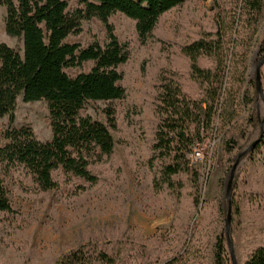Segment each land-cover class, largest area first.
<instances>
[{
	"label": "trees",
	"instance_id": "obj_1",
	"mask_svg": "<svg viewBox=\"0 0 264 264\" xmlns=\"http://www.w3.org/2000/svg\"><path fill=\"white\" fill-rule=\"evenodd\" d=\"M190 1L79 0L75 9L66 0L4 1L6 32L21 39L22 48L0 44V118L15 111L21 96L25 103L46 102L52 138L41 142L27 126L4 133L6 143L0 146V170L4 176L0 177V215L22 217L11 198L7 179L16 183V178H30L38 193L48 194L60 190L54 178L58 171L96 184L93 166L101 162L114 166L116 143L111 132L117 130L115 110L104 111L106 124L84 113L91 102L127 99L120 67L130 61L131 49L118 39L111 19L117 14L125 15L134 22L139 40L146 43L165 14ZM215 1L219 3L215 27L201 31L196 40L180 48L188 71L164 68L156 77L151 144L148 157L141 160V181L151 196L174 201L178 210L188 200L192 221L202 205L203 187L199 165H191L188 159L192 146L202 141L204 132L214 129L217 117L226 115L228 102L240 110L245 108L247 114L242 119L234 114L232 128L249 136L248 142L242 145L228 134L222 140L224 156L236 158L257 142L242 157L243 165L233 181L230 237L238 264H264V245L243 261L238 252L246 204L256 199L258 209L264 211V194L257 190V180L264 171V102L256 78L247 75L253 40L264 23V0ZM93 20L106 28L103 43L94 39L84 48L67 42L81 36L84 24ZM257 60H264V37ZM88 63L93 67L87 73L72 77L66 72L82 69ZM260 74L264 91V65ZM221 97L225 99L222 105ZM234 163L227 167L228 175ZM228 208L226 199L224 217ZM186 223L183 225L187 227ZM187 228L184 246L172 259L163 258L162 253L124 233L106 242L93 235L87 244L70 251L56 264H179L194 252ZM211 261L233 264L225 230L215 239ZM23 264L32 263L27 260Z\"/></svg>",
	"mask_w": 264,
	"mask_h": 264
},
{
	"label": "rangeland",
	"instance_id": "obj_2",
	"mask_svg": "<svg viewBox=\"0 0 264 264\" xmlns=\"http://www.w3.org/2000/svg\"><path fill=\"white\" fill-rule=\"evenodd\" d=\"M4 1L0 0V44L21 50L22 40L6 32ZM66 1L72 9L79 3V0ZM218 7L215 0H192L183 8L165 14L146 43L139 40L134 22L125 15L117 14L111 19L118 39L131 49L130 61L120 67L124 76L121 85L127 91V99L91 102L84 113L106 124L104 111L107 108L115 110L117 130L111 132L116 143L115 164L101 162L93 166L92 174L98 178L96 184L58 171L54 178L60 190L48 194L38 193L30 178H16V183L7 179L11 198L22 217L0 215V264H23L27 260L32 264H56L70 251L87 244L93 235L106 242L124 233L146 248L162 253L163 258L172 259L184 246L188 226L194 252L184 256L179 264H212L211 248L215 239L223 230L226 233L224 202L230 179L227 167L236 161L234 156H224L222 140L228 134L242 145L248 142L249 136L232 128L234 114L238 120L242 119L247 114L245 108L240 110L228 102L226 115L217 117L214 129L204 132L202 141L198 142L205 155L200 170L207 180L202 182V205L192 221L188 200H184L178 210L174 201L164 196L154 198L146 191L141 181L140 164L148 157L151 144L156 77L164 68L188 71L180 48L196 40L201 31L215 27ZM263 37L264 23L254 37L249 55L247 75L250 79L256 78L258 46ZM94 39L101 43L106 39L105 26L96 20L85 23L84 33L67 42L87 48ZM92 67L93 64L88 63L82 69L66 72L74 77L89 72ZM224 100L221 97V105ZM24 126L30 127L41 142L52 138L46 102L25 103L23 97H19L15 111L0 118V146L6 143L4 133L8 129ZM255 138L256 135L252 140ZM242 165L241 162L239 169ZM0 177L4 178L1 170ZM257 190L264 194V171L257 180ZM262 245L264 211L258 209L256 199H251L245 207L244 227L238 239L241 260Z\"/></svg>",
	"mask_w": 264,
	"mask_h": 264
},
{
	"label": "water",
	"instance_id": "obj_3",
	"mask_svg": "<svg viewBox=\"0 0 264 264\" xmlns=\"http://www.w3.org/2000/svg\"><path fill=\"white\" fill-rule=\"evenodd\" d=\"M263 65H264V60L259 61L258 65L256 67V83H257L258 93L264 102V91L262 88L261 74H260V69ZM261 126H262V130H263L264 120L261 122ZM256 144H257V142H254L253 144L248 146L245 150H243V152L241 154H239L237 156L236 161H235L233 168L231 170L230 179H229V182L227 185L226 197H227V200L229 201V210H228L227 219H226V235H227V241H228V249H229L233 264H238L237 258L235 255V251H234V245H233V242L230 238V227H231V220H232L231 197H232V193H233V181H234L235 175L238 172L242 157H244L250 151H252L255 148Z\"/></svg>",
	"mask_w": 264,
	"mask_h": 264
},
{
	"label": "built area",
	"instance_id": "obj_4",
	"mask_svg": "<svg viewBox=\"0 0 264 264\" xmlns=\"http://www.w3.org/2000/svg\"><path fill=\"white\" fill-rule=\"evenodd\" d=\"M204 151L202 150L201 146L199 143H195L194 146H192V151L188 156V159L190 160L191 165H199L203 163L204 161ZM202 171L200 170V180L201 184L203 185L202 182H204L203 180H207V178H203V175L201 174ZM206 183V182H205Z\"/></svg>",
	"mask_w": 264,
	"mask_h": 264
}]
</instances>
